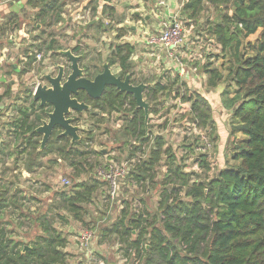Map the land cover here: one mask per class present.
I'll return each instance as SVG.
<instances>
[{"label":"rangeland","instance_id":"374dc122","mask_svg":"<svg viewBox=\"0 0 264 264\" xmlns=\"http://www.w3.org/2000/svg\"><path fill=\"white\" fill-rule=\"evenodd\" d=\"M11 1L20 3L15 11L18 18L12 17L11 24H9L10 20L8 23L4 21L0 24V42L9 47L10 53L15 56V61L19 63L22 62L21 58H17L20 53L28 54L34 49L42 52L41 60L37 61L32 51L29 60L32 57L35 59L30 61L29 70L26 73L18 72L16 75L18 81L14 90L17 94L21 93L25 96L27 101H24V105L29 104V98H31L29 91H32L33 87L42 81L41 75L46 72H55L54 63L59 62L69 66L70 62L67 57L57 48L60 46L67 49L80 45V52L84 54V58L81 57L80 60L81 65L93 62L100 68L104 62L108 61L107 58L113 55V50L119 42H132L136 49L135 54L131 56L133 79L143 80L149 87L159 80L165 81L164 76H176L174 65L179 62L171 59L169 55H167V60L163 61L162 52H158L159 49L154 50L146 43L148 35L143 29L147 28L146 30L151 34L156 33L162 19L154 16L147 20L146 16L153 14L155 8L152 1L111 0L112 5L110 3L106 5L105 0H63L65 2L62 6L63 17L60 20H58L57 8L49 10L48 16L44 19L38 15L40 6L33 4L25 6L23 2L26 0H6V4L10 6ZM33 3L40 4V1L33 0ZM137 8L141 12L137 11ZM226 8V11L232 12L229 10L230 7ZM159 14H163L162 9ZM219 16L220 12L210 2H205L196 20L183 15L184 39L188 46L185 48L186 53H176L177 57L185 62L179 66H184V72L190 70L192 75L194 71L186 60H191V63L200 62V55L209 51L211 57L214 56L209 61L210 64L220 68L224 74L223 82L214 88L213 93H211L212 89L209 88L207 80L203 79V73L199 71L195 72V80L191 76L188 79L190 85L187 83L188 89L192 91L200 85L201 94L206 97L216 121L217 129L211 137L213 147L208 151L211 163L209 177H213L219 168L235 164L234 140L237 137L238 139L243 138L241 132L231 135L232 110L227 107V104L228 99L235 94L236 87L228 77L229 57L219 45H216L210 33V24L219 19ZM90 21H95L96 25L91 23V30L88 27L89 30L86 31V25ZM133 26H135L134 30H132ZM258 42V32L246 38L244 49L247 55L256 54ZM51 43L57 48V54L48 49ZM164 48L166 47L162 49ZM26 66L22 62L20 68L24 69ZM111 68L115 73L121 69L118 64L112 65ZM183 77L187 80L185 75ZM180 80H182L181 77ZM201 80H203L202 84ZM180 85L181 82L173 88H178ZM225 89L230 91L227 96H225ZM149 92L151 93L147 88L144 96L149 101L150 108L157 109V113L150 112L148 121L152 128L151 132L158 135L163 130V136L167 140L166 145L171 144V153L178 159H183L182 162L186 164L188 171L201 172L199 165L195 162L198 152L192 150L191 138L188 137L190 141L185 139L186 130H190L196 138L198 132L205 133L207 129L199 127L190 119L187 120L190 103H176L178 102L176 97L174 95L169 97L170 95L165 92L158 93L157 99L151 101L148 96ZM225 99L226 102L223 103L222 100ZM0 107L3 108L4 104H0ZM125 108H128V113L84 111L83 122L80 123L82 125L80 132L84 142L76 146L84 151V154L73 155L68 161L63 159L58 152H52L41 158V165L36 167L38 174H26L25 161L29 152L33 150V146L27 143L28 138L23 137L19 141L20 145L17 149L22 155L19 156L21 158L17 164V171L13 168L12 162L0 163V187L10 188L8 194L15 199L17 204L11 203L3 214V227L7 231V236L21 242V245L33 246L37 243L46 244V234L58 232L67 239L66 246L63 248L67 257L65 264H143L142 255L129 247V241L137 238L138 230L135 229L124 239L121 231L125 227L121 226L116 229V223L122 218L124 211L127 214L125 224L129 223L132 213H138V211L144 212L143 218L145 219L157 215L159 222L162 214L158 206L167 188L169 191L172 188L165 184L164 175L161 179L162 184H157L160 180L156 178L150 182L149 186L147 184L143 186L144 183L142 185L135 183L134 178L127 175L125 178H119L118 190L113 198L109 183L97 173L99 167H104L112 161L121 164L129 156L134 139L129 138L128 140L124 134H126L125 127L133 116V110H129V106ZM9 113L14 112L9 110ZM8 118L15 119L14 114L9 115ZM208 130L210 135V128ZM12 152L13 155L16 153L15 150ZM165 161L166 159L162 163ZM165 172H167L165 166L163 169H158L159 174H165ZM92 185L96 188L92 197L79 203L81 211L80 215H76L71 210L69 197L74 195L77 189L85 191ZM77 216H82L83 219ZM143 225H148V222L146 221ZM86 228L92 230L93 238L88 247L81 248L78 236L81 230Z\"/></svg>","mask_w":264,"mask_h":264},{"label":"trees","instance_id":"16d2710c","mask_svg":"<svg viewBox=\"0 0 264 264\" xmlns=\"http://www.w3.org/2000/svg\"><path fill=\"white\" fill-rule=\"evenodd\" d=\"M38 1L40 4L33 5L40 6V18L46 19L49 10L57 8L58 20L62 19L63 0ZM105 1L106 5L111 2ZM205 2L212 3L220 12L219 19L210 24V33L215 43L229 57L228 77L236 87L235 94L228 99L227 104L232 110L231 135L239 132L243 134V138L237 137L234 140L235 164L219 168L213 177H209V154L197 151L199 137L194 138L195 135L187 128L189 131L186 130L185 139L190 141L188 137L191 138L192 150L198 152L195 162L201 169V172L188 171L183 159L171 153V144L166 145L165 136L151 132L149 121L148 124L145 122L144 110L138 108L131 94L121 92L115 86H107L99 99H92L85 92L78 95L81 101L91 105L88 112L128 113L125 106H129L133 116L125 127L124 137L134 140L128 158L146 153L130 171V178H134L133 181L140 185L144 183L143 186H149L156 178L160 180L157 184H162L164 175L165 184L172 188L171 191L167 188L158 206L162 214L159 222L157 215L145 219L144 212L138 211L132 213L129 223L125 224L127 214L124 211L116 223V229L125 227L121 231L124 239L135 229L138 230L137 238L129 241V247L142 255L143 264H264V0H189L182 8V14L196 20ZM29 3L32 4L33 0H29ZM226 7H230L232 12L226 11ZM257 32L259 42L256 54L247 55L245 40ZM52 43L48 49L53 53H58L57 48L65 49L61 46L56 48ZM71 49L84 58L80 45ZM113 51V55L107 58L110 65L118 64L121 74L130 73L132 82L138 84L140 81L133 79L132 72L134 44L124 41L117 44ZM34 59L32 57L27 66L18 72L26 73L30 61ZM197 63L199 69L208 75L209 88L214 89L223 82L224 74L220 68L210 62ZM81 66L91 76L100 72L99 65L93 62ZM176 77L180 78L177 74ZM178 81L174 79L164 83L159 80L150 85L149 100H156L157 94L163 92L175 97L182 94L183 101L192 103L187 120L196 122L199 127L207 129L208 133L210 128L209 137L213 143L211 137L217 126L206 97L196 90L188 89L186 82L173 88L178 85ZM229 92L225 89V96ZM29 93L30 103L20 108L21 117L16 123L21 126L18 131L21 138H28L27 143L33 146L25 161V170L33 171L41 165V158L52 152H58L68 161L73 155L84 154V151L76 147L84 142V138L71 142L70 137L61 135L60 129H55L47 146L38 151L42 135L36 131V127L45 117V112L44 109L41 113L37 112L38 108L43 107L36 103L32 91ZM149 111L154 113L157 109L150 108ZM83 114H77V122L83 120ZM165 159V163H162ZM164 166L167 172L159 174L158 169ZM95 189L94 185L85 191L77 189L69 197L71 210L76 215H80L79 203L91 198ZM8 190L10 188L0 187V264H65L67 257L63 248L67 239L58 232L47 233L46 244L37 243L33 246L21 245V242L7 236L3 227V214L11 203L17 205ZM77 217L83 219L82 216ZM146 221L148 225H143Z\"/></svg>","mask_w":264,"mask_h":264},{"label":"water","instance_id":"95a60500","mask_svg":"<svg viewBox=\"0 0 264 264\" xmlns=\"http://www.w3.org/2000/svg\"><path fill=\"white\" fill-rule=\"evenodd\" d=\"M143 1H152L154 6H157L156 0ZM60 52L69 59V66L57 64L58 71L44 73L41 77L42 81L38 82L32 90L35 101H38L41 106H51L36 127V131L42 135L38 151L47 146L55 129H60L62 136L70 137L71 142L82 139L80 132L82 125L81 122H77L76 114L89 110L91 105L78 98L81 92H85L92 99H99L107 86H115L121 92L133 95L138 108L144 110L145 122L148 124L150 103L144 96L148 87L147 83L144 81L139 84L133 83L130 73L125 78L115 74L109 61L104 62L102 71L91 78L81 66V54H76L71 48L60 50ZM14 66L17 69V65Z\"/></svg>","mask_w":264,"mask_h":264},{"label":"crops","instance_id":"0c3cea01","mask_svg":"<svg viewBox=\"0 0 264 264\" xmlns=\"http://www.w3.org/2000/svg\"><path fill=\"white\" fill-rule=\"evenodd\" d=\"M182 1L183 0H167V5L165 7H161L160 8V12H161V9H162V12H163V14H161V16L164 15L163 17H166L167 15L169 16V15L175 13L179 9V7L181 6ZM23 3H24L25 6H29L30 5L29 0H26ZM19 4L20 3H17L15 1H11L10 2V6H9L8 4H6V0H0V24L1 23L3 24L4 21H7V23H8V20H10L9 24H11L13 22L12 17L18 18V16H17L18 14L15 11H16V8H17V6ZM32 4H35V3H32ZM170 4H171V7H170ZM174 4L176 5L175 7H174ZM10 11H12V12H10ZM137 11L141 12V10H139V9ZM146 17H147V20H148L150 17H154V14H150V15L148 14ZM140 21H142V20L140 19ZM91 23L94 24L95 21H90L86 25V28H85L86 31L89 30L88 27L90 25H92ZM134 27L135 26L132 27V30H134ZM142 27H144V26H142ZM91 28L92 27H90V30H91ZM146 29L147 28H144L143 31H144L145 34H147L149 36V34H148L149 32ZM211 41H213V40H211ZM119 43H121V42H119ZM146 43L148 44V38H147ZM17 46L20 47V45H17ZM148 46H150V45H148ZM151 48H153V47H151ZM162 48L163 47H161V48L160 47H156V48H153V49L154 50L155 49H159L158 52H162V58L161 59L163 61H166L167 60V55H168L167 54V50H166V48H164V50ZM37 50L38 49H36V50L34 49L32 51L35 52ZM32 51H29L28 54L20 53L17 58L18 59L21 58L22 62H24L27 65L28 61L30 59L29 57L33 53ZM135 51H136V49H135ZM206 53H207V51H206ZM210 55H211V53H210ZM186 62H187V64L188 63L190 64L189 67L192 68V70L194 71V74L191 75L190 70L184 72V68H183L184 66L181 67V66H179V64H177V65L175 64L174 65V70H175L176 74L179 77H181L182 81L180 80V78H177L176 76H174V77L173 76H171V77L170 76H167V77L164 76V80L165 81L162 80V82H164V83L167 82L168 83V82H172L174 79H177V80H179L178 83L179 82H186V83H188L190 85V82L188 81V79L191 76L194 79L195 72H197V71H199L200 73H203V75H202L203 79L208 81V78H207L208 75L204 71H201L199 69V65L197 64L196 61L191 63L190 61L186 60ZM201 62L202 61L200 60V63ZM21 63L16 62L15 61V56H13L10 53L9 47L3 45L0 42V83H1V85H0V104H2V103L4 104L3 108L0 107V163L1 162H6V163L7 162H12L14 164L13 168H15L16 171H17V164H18V162L20 161V158H21L19 156L22 155V154L20 155V152H18V149H17L18 146L20 145L19 141H21V139H22L21 135L18 132L20 130L21 126L19 127L16 123H18L19 118L21 117V114L19 113L20 112L19 111L20 108L22 106H28L29 105V104L28 105L27 104L24 105L25 104L24 101H27V99H25L24 95H22L21 93L19 95L14 90V87L17 84V81H18L16 79V75L18 74V70L22 69V68H20L21 67ZM15 64L17 65V69L14 66ZM9 67H10V70H9ZM195 67H196V70L194 69ZM9 71L11 72V74H10ZM182 71L184 73L183 75H185V77H187V80L183 77ZM2 72H4V73H2ZM202 81L203 80H201V84H202ZM226 86H228V85H226ZM224 87H225V84H224ZM3 88H5V90ZM199 88H201L200 85H199V87L196 86L194 88V90L199 92L201 90ZM8 89H10L9 92H8ZM213 90H215V89H212L211 93H213ZM6 92H8V93L5 94ZM200 93H201V91H200ZM181 95L176 97V99H177L176 101H178L176 103H179V102H181V103H190L188 109H191V105H192L191 101H183ZM169 97H171V96H169ZM19 98H21V99H19ZM222 99H224L223 96H222ZM30 100H31V98H29V101ZM222 102L225 103V100H222ZM9 105H11L10 108H9ZM9 110L14 112L12 114H14L15 119L14 118H10V119L8 118L9 115H12V114L9 113ZM163 133H164V131L162 130V132L161 133L159 132L158 134L163 135ZM12 134H13V136H9V135H12ZM186 148H188V147H186ZM14 150H15L16 153L13 155L12 151H14ZM183 151H187L188 152V150H186V149L185 150L183 149ZM36 167L31 172L26 171L25 167H24V170H25L26 174H38V169L36 170ZM187 168L188 167H185L186 170H187ZM160 177H162V175H160Z\"/></svg>","mask_w":264,"mask_h":264},{"label":"built area","instance_id":"2783aa9c","mask_svg":"<svg viewBox=\"0 0 264 264\" xmlns=\"http://www.w3.org/2000/svg\"><path fill=\"white\" fill-rule=\"evenodd\" d=\"M188 1L189 0H183L181 6L175 13L163 17L161 16V14H159V12L161 7H165L167 5V0H156L157 6L153 9V14L155 17H161L162 19L159 22V28L157 29V32L153 34L148 33V45L153 48L166 47L169 57L173 60L178 61L180 65H183V63L185 62H183L180 57H177L176 53H186L185 48L188 46L186 40L184 39L185 29L182 14V8ZM34 53L37 61L41 60L42 52H39L37 50ZM213 57H211L210 52L207 51L206 54L200 55V60L202 61V63H206L212 60ZM194 69L196 70V67ZM198 137L199 143L197 146V151L208 153V151L213 147V143L210 141L209 133L207 131H205V133L198 132ZM145 156L146 153L143 152V155H138L134 158L127 157L121 164L112 161L111 163H107L104 167H99L97 173H99V175H101L109 183L111 196L113 198L115 197V193L118 190L119 178H125L127 175H129L130 171L135 167L136 163L140 162L141 158ZM134 182L137 183L136 181ZM92 238L93 232L91 229L86 228L81 230L78 236L80 247H88V245L91 244Z\"/></svg>","mask_w":264,"mask_h":264},{"label":"flooded vegetation","instance_id":"af4514ba","mask_svg":"<svg viewBox=\"0 0 264 264\" xmlns=\"http://www.w3.org/2000/svg\"><path fill=\"white\" fill-rule=\"evenodd\" d=\"M60 50H65V49H60ZM76 53V52H75ZM76 54H78V53H76ZM67 60H68V62H70L69 61V59L67 58ZM57 64H59V62H57V63H54L53 65L55 66V72H57L58 71V68H57ZM70 64V63H69ZM103 65V64H102ZM112 66V65H111ZM102 69H103V67H100V71H102ZM54 72V73H55ZM87 72V71H86ZM44 74V73H43ZM42 74V75H43ZM87 75H88V72L86 73ZM98 74V73H97ZM97 74H95V75H93V76H91V75H88L89 77H91V78H94ZM115 74H117V75H121L123 78H125V76L127 75V74H121V69H120V71L118 72V73H115ZM42 75H41V77H42ZM131 81H132V79H131ZM140 82H142V81H140ZM139 82V83H140ZM138 83V84H139ZM148 88V87H147ZM147 90V89H146ZM133 96V95H132ZM36 103L37 104H39V102L38 101H36ZM43 108H38L37 109V112H39V113H41L42 111H43V109H44V112L46 113L48 110H50L51 109V106L50 105H45V106H42ZM126 107V106H125ZM34 116V115H33Z\"/></svg>","mask_w":264,"mask_h":264}]
</instances>
